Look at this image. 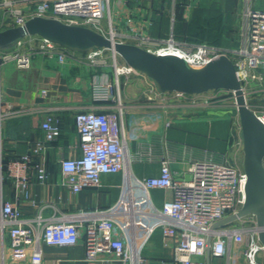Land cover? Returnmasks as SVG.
Masks as SVG:
<instances>
[{
	"label": "built area",
	"instance_id": "2783aa9c",
	"mask_svg": "<svg viewBox=\"0 0 264 264\" xmlns=\"http://www.w3.org/2000/svg\"><path fill=\"white\" fill-rule=\"evenodd\" d=\"M257 1L245 0L242 44L236 49L178 40L174 35L153 36L148 27L136 22L135 10L127 4L129 0H0V31L23 25L33 16H41L89 26L115 41L132 42L159 55H177L193 68H202L226 54L234 61L246 92L250 81L264 80V8L257 7ZM122 12L126 15L122 16ZM25 46L27 50H24ZM15 47L16 50H9ZM105 50L94 47L80 55L79 51L38 35L27 36L11 48H0V181L5 166L16 190L15 199L0 198V258L4 259L7 254L12 261L41 264L43 244L75 245L83 241L87 261L146 264L144 251L159 232L164 247L172 250L173 258L162 259L158 264H207L208 248L210 255L229 256V264H235L240 258L247 264H264V244L258 237L260 229L254 214L213 227L214 223L237 213L243 206L247 182L244 167L206 156L189 159L186 170L179 177V172L172 166L175 158L163 144L159 174L139 177L132 165L135 156L143 154V150H134V143L141 137L142 125L138 119H131L127 127L124 125L121 100L114 92L113 82L108 79L92 81L93 105L75 114L81 154L63 156L59 163L61 184L74 192L86 186H99L103 174L122 172L124 179L119 198L94 211L67 212L52 217H44L41 213L35 217L23 214L19 200L30 196L32 177L40 182L49 178L46 155L50 142L60 132L61 117L53 111L47 112L42 121L44 136L4 165L3 120L32 114L36 108L15 107L6 98L2 69L11 63L20 69H29L35 57L43 55L54 60L62 70L80 63L107 70L109 65L102 57ZM113 61L117 85L121 75H146L120 61L116 53H113ZM48 92L44 88L41 95L47 97ZM158 92L163 99L169 94L191 104L208 102L205 97H199L202 93H161L159 88ZM154 97L155 94L150 96ZM258 115L264 121V114ZM171 123L172 120L167 118L166 126ZM237 146L243 153L242 138ZM149 152L153 160L152 146ZM188 174L190 179H186ZM154 189H170L173 196L158 205L153 199Z\"/></svg>",
	"mask_w": 264,
	"mask_h": 264
},
{
	"label": "crops",
	"instance_id": "0c3cea01",
	"mask_svg": "<svg viewBox=\"0 0 264 264\" xmlns=\"http://www.w3.org/2000/svg\"><path fill=\"white\" fill-rule=\"evenodd\" d=\"M135 1L129 0L128 3L133 5ZM244 8L245 0H203L201 9L208 12L204 15V22L199 19L195 21L191 16L188 19H178L173 14L169 20L162 17V22L159 17L154 18L151 31L162 38L174 35L178 40L207 42L236 49L242 44ZM27 49L25 46L24 50ZM79 52L83 55L85 51ZM1 77L5 96L15 107L36 108L32 114L3 120L1 136L4 165L11 158L26 152L37 139L44 136L42 121L47 112L53 111L61 117L60 132L57 138L50 142L46 155L49 178L46 182H40L36 177H32L30 196L21 197L19 200L23 214L26 217H35L41 213L44 217H52L67 212L94 211L115 203L121 193L124 179L122 172L103 174L99 186H86L81 191L74 192L61 184L59 163L63 156L76 157L81 154L75 114L78 110L93 105L90 89L92 81L116 80L113 70L94 69L87 63L73 64L62 70L57 63L43 55H37L32 66L26 70L13 63L5 65ZM122 81L125 86L121 89L119 85L116 93L122 103L121 119L126 127L131 119H138L142 125L141 137L134 143V150H143V154L136 155L132 165L139 177L159 174L163 144L175 158L172 166L179 172V177L186 170L189 159L216 156L212 151L217 146L214 145V140L218 138L219 125L215 124L214 120L207 123V119L201 118L199 110L202 103L191 104L188 100L175 99L169 94L163 99L159 97L158 86L154 80L146 75H125L122 76ZM44 88L49 91L47 97L41 95ZM205 93L199 97H205ZM154 94L155 97L150 98ZM167 118L172 120L169 127L166 126ZM228 132V148L230 151L234 150L235 154L238 151V154L243 155L237 146V142L242 138L241 132L233 139L229 130ZM231 140H234V146ZM224 142L227 143L226 137ZM151 146L153 160L150 159ZM216 160L220 161L218 158ZM152 195L158 205H163L164 201L173 196L170 189H154ZM1 197L5 200H13L16 197V190L5 166L0 181ZM42 251L41 264H106L87 261L83 241L75 245L43 244ZM144 256L147 258L146 264H158L162 259L171 260L173 252L164 247L158 232L146 247ZM229 261V256L210 255V264H229ZM0 264L32 263L28 260L12 261L6 254L4 259L0 258ZM235 264L247 263L245 259L240 258Z\"/></svg>",
	"mask_w": 264,
	"mask_h": 264
},
{
	"label": "water",
	"instance_id": "95a60500",
	"mask_svg": "<svg viewBox=\"0 0 264 264\" xmlns=\"http://www.w3.org/2000/svg\"><path fill=\"white\" fill-rule=\"evenodd\" d=\"M30 35L48 38L75 51L83 52L94 47L109 49L127 64L153 79L161 93L178 91L200 94L222 89L233 91L243 139V167L247 174L246 199L237 213L217 221L213 227L254 214L260 229L258 237L264 244V121L249 105L236 65L230 56L223 54L202 68H193L177 55H159L132 42L115 41L89 26L41 16H33L23 25L1 30L0 48H11ZM190 178L191 175H186V179ZM207 264H210V248L207 252Z\"/></svg>",
	"mask_w": 264,
	"mask_h": 264
},
{
	"label": "rangeland",
	"instance_id": "374dc122",
	"mask_svg": "<svg viewBox=\"0 0 264 264\" xmlns=\"http://www.w3.org/2000/svg\"><path fill=\"white\" fill-rule=\"evenodd\" d=\"M203 0H136L135 4L129 5V7L135 10V20L141 26L148 27L150 29V34L156 36L152 33L151 27L155 22L154 18L159 17V21L164 17L166 20L172 18V15L183 17L184 19H188L191 16V19H199L204 22V15H207V10L202 11L201 4ZM257 7L264 8V0L257 1ZM210 13V11H209ZM156 14H159L157 16ZM126 12H122V16H125ZM163 20V18H162ZM148 21H151L150 24ZM159 22V23H160ZM159 37V36H157ZM17 47L9 49L16 50ZM119 56V55H118ZM103 59L106 60V63L109 65L107 68L113 70V53L111 50L107 49L103 53ZM119 58V57H118ZM56 63L54 60H52ZM114 72V70H113ZM121 75L118 78L120 88L123 89L125 86V82L122 81ZM129 76H131L129 74ZM114 92L117 93V80L113 81ZM246 98L253 110H255L258 114H264V80L255 81L252 80L247 85L246 89ZM117 96V94H116ZM205 99H207V103L200 105L201 111L199 114L201 118L207 119V123H210L214 120V123L219 125V129L217 130L218 138L215 141L214 145L216 146L215 150L212 151L214 155H216V159L218 158L220 161L223 159L226 163L243 167V155L241 153L235 154L234 150L230 151L228 145L230 143V136L228 135V130L230 131V135L232 139L234 137H238L241 132L239 115L237 112L235 97L233 92L230 90H210L205 93ZM115 103L116 101H111ZM206 123V122H205ZM225 137L227 139V143L224 142ZM223 138V139H222ZM231 144L234 146V140H231ZM218 142V143H217ZM230 146V145H229ZM240 152V151H239ZM259 259L261 257L259 256Z\"/></svg>",
	"mask_w": 264,
	"mask_h": 264
},
{
	"label": "trees",
	"instance_id": "16d2710c",
	"mask_svg": "<svg viewBox=\"0 0 264 264\" xmlns=\"http://www.w3.org/2000/svg\"><path fill=\"white\" fill-rule=\"evenodd\" d=\"M177 18H178V19H182V17H180V15H179V16L177 15ZM106 50H107V49H106ZM118 57H119L120 61H124L120 56H118Z\"/></svg>",
	"mask_w": 264,
	"mask_h": 264
}]
</instances>
